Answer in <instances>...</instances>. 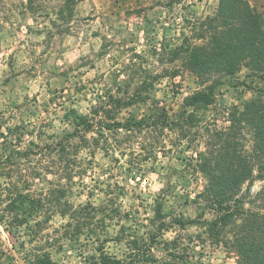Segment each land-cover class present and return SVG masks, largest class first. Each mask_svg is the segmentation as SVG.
Listing matches in <instances>:
<instances>
[{
    "label": "rangeland",
    "instance_id": "obj_1",
    "mask_svg": "<svg viewBox=\"0 0 264 264\" xmlns=\"http://www.w3.org/2000/svg\"><path fill=\"white\" fill-rule=\"evenodd\" d=\"M244 1L264 23V0ZM219 4L0 0V181L9 175L23 194L39 200V215L23 225L8 226L0 219V247L7 253L2 264H27L23 250L44 239L56 264H87L101 244L123 264L235 263L227 229L214 235L209 227L217 215L205 199V181L195 162L207 129L226 128L247 101L264 99V73L243 65L231 75L201 81L186 68L183 54L171 59L175 48L205 42L208 32L200 22L215 17ZM217 79L211 104L185 105L189 95ZM144 81L152 83L141 93L148 97L117 117L139 119L165 109L167 122L180 120L181 126L130 140L103 130L109 143L118 139L119 149L93 145L76 152L71 145L65 155L57 151L64 137L77 144L82 134L97 136L74 122L90 115L102 96L126 98ZM188 114L191 119L184 118ZM243 134L249 148L248 129ZM154 142L160 146L156 152H141ZM132 148L146 158L140 169L128 163L137 161L129 154ZM62 167L69 175L56 173ZM246 187L243 206L256 209L254 196L264 180ZM62 191L68 206L90 203L101 210L78 236L70 235V218L60 214ZM181 220L194 221L181 225Z\"/></svg>",
    "mask_w": 264,
    "mask_h": 264
},
{
    "label": "trees",
    "instance_id": "obj_2",
    "mask_svg": "<svg viewBox=\"0 0 264 264\" xmlns=\"http://www.w3.org/2000/svg\"><path fill=\"white\" fill-rule=\"evenodd\" d=\"M31 1V0H28ZM73 0H66L71 2ZM30 9H32L30 7ZM206 26V40L203 44H187L175 48L171 59L185 56V66L193 72L201 81L211 75H231L241 66L249 67L253 73H264V23L260 15L244 0H220L219 10L215 17L207 18L200 22ZM154 79V78H153ZM220 83L217 79L206 88L197 90L185 99V105L197 107L209 105L214 100V86ZM152 83L144 81L138 84L132 94L121 98L112 94L102 96L103 101L91 109L90 115H80L74 122L75 127H81L84 132H92L97 136H79V143L71 144L68 137L59 140L56 144L57 151L65 155L66 149L73 145L76 152L80 148L101 147L107 151L119 149L120 142L115 138V143H109L103 130L121 134L123 138L150 135L153 131L169 126H181V121L171 120L167 122L165 109L145 115L139 119L132 116L119 119L118 113L148 96L141 93L150 88ZM129 85V83L127 84ZM119 88V87H118ZM191 119V116L184 117ZM96 119V120H93ZM230 125L226 128L213 127L207 129V140L204 150L198 152L195 168L204 179V195L209 201L210 207L216 212V217L210 221L209 227L214 235L227 229L230 234L229 245L235 253L234 264H264V188L256 192L254 201L256 209H245L243 204L245 196L242 187L249 185L256 179L264 180V99L257 97L247 101L243 110L234 112L230 118ZM186 122V120H184ZM244 129H248L251 136V145L246 148L243 142ZM186 133L184 132V138ZM100 147V148H101ZM156 143H149L148 147H141V152L148 156L156 152ZM141 152L134 148L129 154L137 158V161L129 164L141 167ZM93 152H90L92 154ZM121 154L124 150L121 148ZM139 158V159H138ZM80 173V171H78ZM59 176L69 175L64 167L57 169ZM2 172H0V176ZM9 175L5 181H0V219H5L9 226H20L27 223L28 219L39 215L38 201L23 194L18 184L12 182ZM62 191L57 198L60 204V214L68 216L70 221L67 226L73 227L71 236H78L88 229L91 219L101 212L97 206L90 203L68 206ZM251 201V200H249ZM3 204V206H2ZM194 220L180 221L181 225L191 223ZM39 222L34 224L37 233ZM27 226V224H26ZM11 232V229H9ZM48 241L30 245L25 248L27 264H56L48 250ZM97 255L92 257L87 264H123L122 260L107 253L102 244L96 248ZM7 255L0 247V264L3 256Z\"/></svg>",
    "mask_w": 264,
    "mask_h": 264
}]
</instances>
